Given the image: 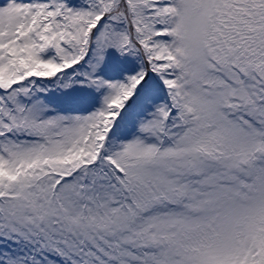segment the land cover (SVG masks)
Returning <instances> with one entry per match:
<instances>
[{
    "label": "snow or ice",
    "instance_id": "snow-or-ice-1",
    "mask_svg": "<svg viewBox=\"0 0 264 264\" xmlns=\"http://www.w3.org/2000/svg\"><path fill=\"white\" fill-rule=\"evenodd\" d=\"M0 264H264V0H0Z\"/></svg>",
    "mask_w": 264,
    "mask_h": 264
}]
</instances>
